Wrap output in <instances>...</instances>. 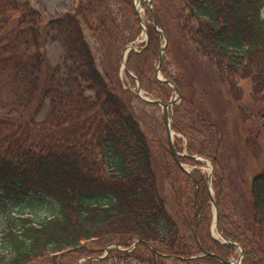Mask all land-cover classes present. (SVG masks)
Returning a JSON list of instances; mask_svg holds the SVG:
<instances>
[{
	"label": "trees",
	"instance_id": "16d2710c",
	"mask_svg": "<svg viewBox=\"0 0 264 264\" xmlns=\"http://www.w3.org/2000/svg\"><path fill=\"white\" fill-rule=\"evenodd\" d=\"M102 1L78 0L73 12L43 22L31 0H0V93L6 92L0 97V208L6 210L0 264H102L108 246L135 242L132 251L110 249L107 258L222 264L209 256L190 259L202 252L196 225L202 250L223 259L235 254L211 237L207 177L198 170L205 163L188 158L195 155L213 166L218 233L240 246L242 264H264V0H152L145 16L167 37L160 74L172 87L156 77L163 40L148 19L147 47L127 55L125 78L153 99L168 103L181 93L170 117L180 136L175 149L187 154L179 162L197 168L189 174L168 150L162 118L156 133L145 131L132 104L158 106L125 89L110 66L143 32L133 0ZM83 25L98 39L104 71ZM49 44L61 53L52 69ZM193 57L204 61L207 87L195 83ZM211 101L220 103V123L207 112ZM161 127L165 140L157 135ZM154 143L164 152L159 163ZM227 154L238 167L260 159V168L233 184ZM158 170L190 235L168 213ZM31 199L57 208L39 222L15 216Z\"/></svg>",
	"mask_w": 264,
	"mask_h": 264
},
{
	"label": "rangeland",
	"instance_id": "374dc122",
	"mask_svg": "<svg viewBox=\"0 0 264 264\" xmlns=\"http://www.w3.org/2000/svg\"><path fill=\"white\" fill-rule=\"evenodd\" d=\"M106 3H105V2ZM102 1L103 4H107L109 6H114V0H104ZM135 2L136 6H139V1L138 0H133ZM31 4H33L37 10L42 14L43 16V22H48L51 19H55L57 17H61L63 15H65L67 12L71 13L73 12V10L77 7L78 5V0H31ZM146 8V7H145ZM145 9H140L139 7V12L140 15L142 16L143 19H146L145 16ZM262 16L264 18V7L262 9ZM83 32H84V36L86 41L89 43L95 58L97 60V63L99 64V67L102 71H104V65L101 64L102 61H104V56L102 55V51L99 49V45H98V39L94 34V31L87 25H83ZM143 41V38L140 39V42H136L135 46L137 48H139V44ZM60 52L57 48V45H48L47 46V58H48V63L50 68L52 69L57 63H58V58L60 56ZM195 56V55H193ZM198 58L193 57V64H194V69L191 72V74L195 77V83L199 86V81L198 79L201 81L202 85L207 87L208 85V80H207V76H205L206 71H205V67H204V61L201 60V62H196ZM118 61L115 59V61L111 62V68L115 70H117L118 72V77L119 79H121L120 81H122L121 83L124 82V84L122 86H128L130 89H132V91H134V89L137 88L136 83L134 84V82L127 80L124 76L123 73V69L121 68V59L118 63V66L114 68L113 63H115ZM196 68V69H195ZM117 77V76H116ZM237 87H240L243 89V92L245 93V98H246V93L248 92V87L246 86V81L241 80V81H237ZM202 88V87H200ZM199 88V89H200ZM6 90V89H3ZM201 91V89H200ZM141 94L143 95V97L145 96H149L144 90L141 91ZM4 95V96H2ZM6 98V92L0 93V97ZM150 97V96H149ZM147 99H150V98ZM1 99V98H0ZM9 99V98H8ZM212 105L211 109L207 108V112L208 114H210L213 118L212 114L217 115L219 119H216V121L218 123L221 122V116H222V112H221V108L219 107L217 101H211L210 102ZM136 110L137 113L139 115L141 124L143 125L144 130L146 131L148 128L150 129H154L155 133L157 131V124H159L161 116H162V109L160 107L158 108H148L146 106H144L140 101L134 100L133 104H132ZM229 116H232V113H228ZM156 135V134H155ZM159 135L160 139L165 140V132L162 129V127L159 130ZM156 135V137H157ZM177 138H180V136H176ZM175 138V136H174ZM180 145V143L178 144ZM153 149L154 152L156 154V157L158 158L157 163H159L160 161V157L163 156L164 152L163 149H161L158 145H156V143L153 144ZM227 167H229V171H233V173H231V179L233 180V184H237L239 185L241 179H248L253 171H255L256 169L260 168V159H255V158H246L245 162H242L240 167H238L237 163L234 161L233 155L231 154H227L225 155V159H224ZM185 169L187 170H192V168L189 165H184ZM254 169V170H253ZM198 170L202 173L205 174L206 177H208V175L210 174V164L207 162L205 166L198 168ZM158 174H159V182H160V189H161V193L162 196L165 199L166 202V206H167V210L168 213L170 215V217L179 225L181 232H184L186 235H190V232L188 231L187 227L185 224H183L181 218L178 216L177 213V208H175L173 206V194H172V187L170 186V184L168 183V181L165 179V177L163 176V174H161L160 170H158ZM232 192H234L233 189H231ZM231 191L229 193L230 196V200L231 198H235V196L231 195ZM238 193H240L237 190ZM234 192V193H237ZM237 193V194H238ZM23 206H25L23 209H18L15 211V216H19V215H24L26 217H30L33 218L35 220V222H39V221H43L44 219L48 218L51 214H53L55 211H53L52 209H56L57 205H55L53 202L48 201V200H40V199H31L27 202H25L23 204ZM3 211H6L4 208H0V230L3 228L4 225V220L6 218L5 213H3ZM210 214L209 216L211 217V215H213L214 210L211 208ZM186 216H188V213H185ZM214 236H216L214 234ZM140 253H142V249L138 250ZM108 255V254H107ZM105 256V255H104ZM237 253L234 254V257L236 258ZM107 256L101 258L105 259V261L102 264H145V263H141V261L136 260L135 258H127V259H118V258H107ZM143 258L147 259V258H151V256L149 254H145L143 256ZM159 261V260H158ZM37 264H43V262H39ZM162 264H198V263H184V262H178V261H173L170 259L167 260H163Z\"/></svg>",
	"mask_w": 264,
	"mask_h": 264
},
{
	"label": "water",
	"instance_id": "95a60500",
	"mask_svg": "<svg viewBox=\"0 0 264 264\" xmlns=\"http://www.w3.org/2000/svg\"><path fill=\"white\" fill-rule=\"evenodd\" d=\"M151 1L152 0H139V6L134 5L136 17H137L138 21L141 24H143V21L141 19V15H140V12H139V7H140V9L143 10L145 8V3H146L147 4V7L151 8V6H150ZM152 26L163 37L164 42H165L164 43V46L161 49V54H160V57H159V65H158V68L156 69V75H158L157 76L158 80H160L162 82H165V83H167V84L170 85L171 84V81L170 80H165V79H162V78L159 77V67H160V65L162 63V52H163V50L166 47L167 38L164 35V33H163L162 29L160 28V26L158 25L156 19H152ZM143 28L145 30V36L148 39V33L146 31V28L144 26H143ZM129 49H133V48L130 46V47H126L123 50V53H122V56H121L122 65L125 64V54H126V50L128 51ZM136 95L141 100H143L144 102L151 103V104H155V105L159 106L162 109V119H163L164 125L166 126V129H167L168 150L170 151L171 156L173 157V159L175 160V162L178 164V166L185 173H189V171H187L184 168L183 164H181L179 162V158L181 156H187V155H183V154L177 153L176 150H175V147L173 145V138H174L175 134L173 132L171 118H170V115H169V109L176 104V101L181 97V94L180 93H177V96L172 101L168 102L167 104H165V103H163V102H161L159 100H151V99H146V98L142 97L141 92H140V86H138V88H137ZM188 158H190L191 160H194V161H201V162L204 161L201 157H197V156H190V157L188 156ZM212 171H213V167L210 164V174L208 175L207 187H208V192H209L211 204H212V207H213V210H214V219H213L212 229H211V231L213 233L214 229L217 228V224H218V211H217V205H216V202L214 200L213 193H212V190H211ZM219 237L221 238L222 243H224V244H230V245H232L233 247H235L239 251L238 259L236 261L229 260V259H223V258L219 257L218 255H216L214 253H209V252H205L203 255L204 256L212 257V258L216 259L217 261L221 262L222 264H241L242 263V258H243V252H242V249L240 248V246L238 244H236V243H233L231 241L226 240L220 234H219ZM194 238H195L196 243L200 247V244H199L198 237H197L196 233H194ZM136 245H137V243H135L129 250H127V249H120V248H117L116 246H114V248H117V249L122 250V251H130ZM197 257L198 256H195V257H192L191 259H195ZM180 259H182V258H180ZM77 264H79V262Z\"/></svg>",
	"mask_w": 264,
	"mask_h": 264
}]
</instances>
